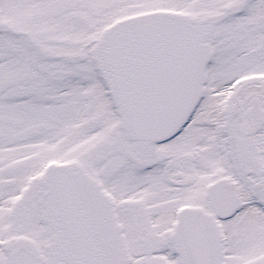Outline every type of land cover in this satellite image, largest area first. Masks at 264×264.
I'll list each match as a JSON object with an SVG mask.
<instances>
[{
	"label": "snow or ice",
	"instance_id": "6c2138e0",
	"mask_svg": "<svg viewBox=\"0 0 264 264\" xmlns=\"http://www.w3.org/2000/svg\"><path fill=\"white\" fill-rule=\"evenodd\" d=\"M0 264H264V0H0Z\"/></svg>",
	"mask_w": 264,
	"mask_h": 264
}]
</instances>
